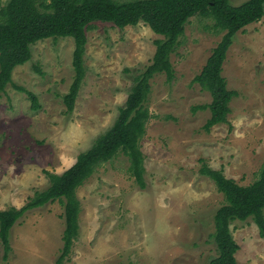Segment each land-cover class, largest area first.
<instances>
[{"label":"rangeland","instance_id":"rangeland-1","mask_svg":"<svg viewBox=\"0 0 264 264\" xmlns=\"http://www.w3.org/2000/svg\"><path fill=\"white\" fill-rule=\"evenodd\" d=\"M6 2L0 0V8ZM93 26L71 113L63 96L74 77L72 38L39 41L31 47V60L12 72L13 85L33 93L38 109L13 85L0 94V210L22 207L48 186L45 172L68 170L114 124L161 39L142 22L124 29ZM213 26L209 18L189 19L170 56L173 79L159 74L150 81L145 106L151 119L139 142L144 186L119 152L77 189L79 233L64 264H209L216 257L213 217L225 201L199 171L205 163L239 186L258 178L264 163V16L233 39L222 76L237 96L227 123L206 133L209 109L192 108L209 105L211 96L192 81L223 36ZM62 216L58 202L27 212L10 232L6 259L0 245V264H56ZM230 229L239 246L237 264H264V239L254 222L235 221Z\"/></svg>","mask_w":264,"mask_h":264},{"label":"trees","instance_id":"trees-1","mask_svg":"<svg viewBox=\"0 0 264 264\" xmlns=\"http://www.w3.org/2000/svg\"><path fill=\"white\" fill-rule=\"evenodd\" d=\"M195 16L212 19V28L223 34L201 73L192 81L211 96L209 105L192 108L193 112L209 109L210 118L203 127L209 133L214 126L227 123L229 105L237 96L235 91L227 88L222 76L226 54L239 31L263 18L264 0H249L240 6H231L229 0H7L0 8V94L5 93L8 85H13L14 69L31 60L34 44L46 39L72 38L74 77L68 93L63 96L67 113L73 111L85 77L87 32L94 28V24H111L124 29L142 22L161 37L154 43L155 52L149 64L134 79L114 124L96 139L88 151L80 154L68 170L62 174L45 172L48 186L35 191L22 207L0 210V245L4 259L11 252L9 236L13 226L27 212L58 202L63 206L64 231L56 264H64L79 233L81 208L76 191L98 166L109 162L119 152L128 158L131 175L140 186H144V156L139 142L151 119V113L145 106L151 91L150 81L159 74H164L168 81L173 79L170 56L180 45L185 25ZM35 72L42 75L38 68ZM13 86L28 96L32 110L38 109L33 93ZM199 172L213 181L225 201L213 217L216 257L209 264H237L235 255L239 246L230 229L233 222L251 219L259 236L264 239V163L258 178L248 186H239L227 179L222 171L213 170L205 163Z\"/></svg>","mask_w":264,"mask_h":264}]
</instances>
